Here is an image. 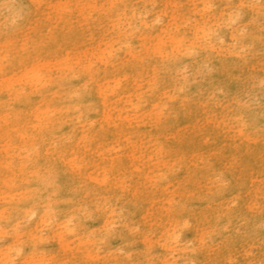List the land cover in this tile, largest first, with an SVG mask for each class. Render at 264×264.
<instances>
[{
  "label": "rangeland",
  "instance_id": "obj_1",
  "mask_svg": "<svg viewBox=\"0 0 264 264\" xmlns=\"http://www.w3.org/2000/svg\"><path fill=\"white\" fill-rule=\"evenodd\" d=\"M0 264H264V0H0Z\"/></svg>",
  "mask_w": 264,
  "mask_h": 264
},
{
  "label": "bare ground",
  "instance_id": "obj_2",
  "mask_svg": "<svg viewBox=\"0 0 264 264\" xmlns=\"http://www.w3.org/2000/svg\"><path fill=\"white\" fill-rule=\"evenodd\" d=\"M158 18H162L163 19V16L162 15H158L157 16ZM221 39L223 40V37H221ZM96 121V120H95ZM174 233H179V230H177V229H174ZM179 236H180V233H179ZM179 236H177V238H176V240H177V242H178V240H179ZM191 241H193V242H195V239H192ZM175 250V249H174ZM173 251V250H172Z\"/></svg>",
  "mask_w": 264,
  "mask_h": 264
}]
</instances>
